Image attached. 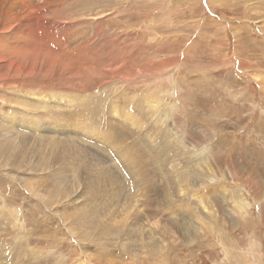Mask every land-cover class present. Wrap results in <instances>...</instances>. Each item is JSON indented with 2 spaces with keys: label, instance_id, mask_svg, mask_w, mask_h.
<instances>
[{
  "label": "rangeland",
  "instance_id": "rangeland-1",
  "mask_svg": "<svg viewBox=\"0 0 264 264\" xmlns=\"http://www.w3.org/2000/svg\"><path fill=\"white\" fill-rule=\"evenodd\" d=\"M4 1L0 4L12 15V3ZM60 1L52 0L49 6L56 8L47 18H41L40 11L47 12L41 6L35 19L48 23L52 15L64 19L70 13L65 22L55 20L68 28L58 26L59 40L97 45L92 57H100L107 73L94 75L92 82L103 79L96 86L73 89L49 74L0 78V139L58 141L53 152L38 149L34 170L0 163V264H264V0ZM3 26L1 74L9 60L24 59L11 49L20 41L16 18ZM78 30L84 31L82 38H73ZM56 38L49 47L59 46ZM64 62L68 69L71 64ZM88 67L100 72L96 63ZM15 110L19 119L10 113ZM69 138L91 139L108 152L117 191L122 184L131 202L137 184H155L148 201L157 220L195 223L202 212L200 198L216 215L208 221L203 217L197 229L162 227L161 256L128 255L117 241L128 236L139 246L137 231L147 228L142 220L148 215L134 218L84 184L76 187L78 194L62 186L54 192L58 173L73 180L83 165H92L94 174L101 170L91 155L71 151L73 144L70 150L61 148ZM125 148L135 159L121 155ZM73 156L79 166L67 168ZM133 162L143 168L144 179L135 175ZM140 193L138 209L144 215L151 210H144ZM81 202L101 213L100 223L109 228L104 242L88 234Z\"/></svg>",
  "mask_w": 264,
  "mask_h": 264
},
{
  "label": "bare ground",
  "instance_id": "bare-ground-1",
  "mask_svg": "<svg viewBox=\"0 0 264 264\" xmlns=\"http://www.w3.org/2000/svg\"><path fill=\"white\" fill-rule=\"evenodd\" d=\"M63 1L64 0L60 1V4L66 3ZM0 2H1V0H0ZM8 2L12 3V7L10 8V9H13L12 15H9L7 13V11H5L6 7L3 4H0V31L6 30V26H3V25H5L6 21H8L11 18H16L17 22L19 23V26H18L19 30L17 31V34L19 36L18 40H20V41L16 42L12 46L11 49H12L13 53H15L17 56L21 55L22 57H24V59L9 60L5 64L6 65L5 66L6 71L3 72L2 74L0 73V78H5L7 76H20V75H25V76H27V75H43V76H47V74H49L50 76H52L50 78L54 77L55 79L61 80L60 82L69 83L70 89L75 88L78 84H86V83H90V85H88L87 87H92V86H96L97 83L103 81V79H102L100 81L97 80L95 82H92L93 78L95 77L94 75L103 77L104 73H107L106 72L107 69H105V70L102 69V67L104 65H103V63L102 64L100 63V57L98 56L97 57L98 59L92 57L91 51L93 49H95L97 45H94L95 46L94 47L93 45H86V44L82 43L78 46H75V45L69 44L68 42H63V41L59 40V38L62 37V35L58 36L59 35V33L57 32V31H59L58 26L60 25L61 30H68V28L66 27V24H64V22L71 18L70 13L67 12L66 17L64 19H61V18H58V17H55L52 15V17H51L52 19H50V22L46 23L45 21L42 22V20L40 22H38V18L35 19V16L40 17V15H41V18L42 17L47 18L49 16V14H51V11L56 8V7H54V5L52 8L49 6L51 4L52 0H41V3L35 2L34 0H6V1H4V3H8ZM54 2H55V0H54ZM79 4H83V0H79L77 2V5H79ZM44 5H45V7L43 8V10L47 11L45 14H43L44 13L43 11H40L41 6H44ZM46 5H48V7H46ZM55 5H56V3H55ZM57 7H58V5H57ZM56 10H59V7ZM39 11H40V15L38 14ZM77 12H78V10H77ZM78 14L79 15L82 14V11H81V13L78 12ZM78 14H76V15H78ZM74 18H75V16H74ZM56 19L57 20L59 19V20L64 21V22L62 24L58 23L57 21H55ZM34 23H36V26L41 30L42 37H40V38H38V35L35 32L36 26H34ZM6 25H8V23ZM3 28H5V29H3ZM16 29H17V25H16ZM53 32H54L55 36L58 37V38H56V37L55 38H56V43L58 42L57 44L59 46L55 47V45L53 46L52 44H50V47L53 49L52 50L49 47V43H51L52 41L55 40V38L53 37V35H54ZM56 32L58 33V35ZM83 32L84 31L78 30L73 35V38H75L77 36L82 38ZM66 35H67V37L69 36L68 34H66ZM63 36H64V34H63ZM74 42H73V44H74ZM90 42H91V40H90ZM54 50L58 51V53ZM73 51L75 52V54L70 53ZM27 53H30V55L28 56ZM96 53L98 54V52H96ZM59 54L65 56V57H62ZM0 60H1V58H0ZM64 61H67L71 64L68 69H66L65 66H67V63ZM93 63H96V66H100V72H98V73L96 72L97 67L96 68H89L88 67L89 65H93ZM105 63L106 62H104V64ZM43 88H45V87L43 86ZM43 91L46 92V90H44V89H43ZM41 95H43V94H41ZM92 100L94 101L95 99H92ZM115 111H117V113L119 112L118 110H115ZM10 113L13 115V117H15V118L17 117L19 119V112L18 111L15 110V111H12ZM65 114H70V112H65ZM55 116H56V114H53V117H55ZM11 117H12L11 115H7V118L9 120L12 119ZM23 133H25V132H23ZM85 134L87 135V136L86 135L85 136L88 137V134L86 132H85ZM5 135H6V133H5ZM24 136L26 137V135H24ZM148 136H150V135H148ZM78 139L77 138H69L68 140H64V141L60 142V147L70 150V144H73L71 151H73V152L84 151L87 154L91 155L90 159L92 161H94L95 164L100 166L101 170L97 174H94V173H92V165H90V164L89 165H83L82 168H80L79 170L76 171V173L74 174L73 180H71L73 175L70 178H65L63 175H60L59 173L58 174L54 173V174L58 175L56 177L55 176L53 177L54 181H55V185L57 186V187L55 186L54 192L58 191L60 189L59 187L62 186L64 192L67 193L70 190V191H74V193H76L77 192L76 187L78 188L80 185L84 184V185H87L85 187L88 190H90V188H94V192H95V190L97 192L99 191L101 193L102 197L104 198V200L105 199H109V200L112 199L113 204H115V202L119 203L120 206L123 208V210L128 212L134 218H139L140 216H141V218H144V216L148 215L144 220H142V224L147 225V228L144 227L145 232H144L143 228H139L137 231L138 234L142 236L139 246H137V247L133 246L130 243V239L128 236L123 238V240H121V241H117L120 243V247L123 248L125 250L124 252L127 253L128 255H131L132 257H137V258L142 257V255L145 257L146 256L147 257L161 256L162 251L159 249V245L164 242V237H160V236H158V234L159 235L163 234L162 229H161L162 227L164 228L167 225V227L169 229H176V228H181L184 224H187L190 228L197 229V228H199L200 225H202L205 222L204 218L206 221H208L211 217L216 215L217 212H214L213 210H210L203 205V202H205L207 200L201 201V198H200L199 202L201 203V206H202L201 207L202 212H199L198 216L194 218V220H196L195 223L192 222L191 224L190 223L188 224L184 220H183V222L182 221L178 222V220L176 221L174 219H170V217H168L170 220L167 222H164V220L162 222V221H160V219L157 220V218L155 217L156 213H154V211H153L154 207H152L153 203L151 204L148 201V199L154 194V190H155L154 188H156V187H154L155 184L151 185L150 182H142L140 186H139V184H137L135 186V190L133 189L135 191L134 196L136 197V199L134 198L133 202H131L128 194L123 190L121 183H120L121 185L119 187V193L117 191V186L115 183L116 179L113 177V172H114L113 168H112V166L108 165V164L113 165L114 159L108 155V152L106 150L103 153L100 150V148H98L95 144H92L89 142V141H93V140L88 139V141H86V140H82V139L78 140ZM57 142H58L57 139L53 140L52 138H48V136L47 137L42 136V137H39L35 140H33V139L30 140V138L28 139V138H24V137L13 138V136H12V138H11V136H6L5 138L0 139V163L10 165L14 168L28 167V168H31L34 170L37 166L36 157L38 156V149H40L41 146H43V147H46L50 151L53 152V150H54L53 147L57 146ZM93 142H95V141H93ZM80 145L89 146L86 148V150L93 148L95 153L92 154L91 152H88L86 150H82L80 148ZM113 145H116V143L110 144L108 146L112 147ZM90 146H92V147H90ZM116 152L118 153V151L115 150L113 154L117 158ZM124 153H125L126 157L129 156L130 159L134 158L133 153L131 154L129 152L128 148H125L123 150V152L121 153V155H123ZM57 157H59L58 153H56L54 155V160H57ZM121 157H124V156H121ZM32 158H35L33 165H32ZM54 160H53V162H54ZM62 160H64V158ZM119 160H120V158H119ZM78 162L79 161L73 156L71 158V160L68 162L69 165L67 166V168L72 169V167L75 166L73 169H76L79 166ZM133 163H134V166L132 168H134L135 170L138 171L137 172L138 174L135 173V175L138 176L140 179H144L146 174L144 173L143 168L141 166L138 167L137 165H135V162H133ZM104 164H105V166L101 167ZM40 169L42 170V168H40ZM68 170H70V169H68ZM178 176H179V174H178ZM103 180L107 184L103 183ZM127 181L128 180H126V183H128ZM70 183H72V184L69 185ZM131 184H132V181H131ZM149 185L152 186L151 191H150V193L146 194V192L149 191V189H150ZM132 186H133V184L130 187H132ZM137 187L142 188L141 193L136 190V189H138ZM92 191H93V189H92ZM115 192L117 194H115ZM84 193L86 194V191ZM138 193H140V196L143 195V198H146V199H144V204L142 205L144 210H146L147 207H148L147 210H151L150 212L147 211V213H144V215L140 212V209H138V207L141 208V206H140L141 203L139 204L137 202L139 199ZM77 194H78V192H77ZM119 195H120V197H119ZM87 196H89V195H87ZM82 200L83 199L81 198V201ZM88 203H89V201H88ZM99 203H101V202H99ZM102 204L103 205H101L100 207L103 210H105L106 207L104 206V203H102ZM132 208H136V211L132 212ZM95 209L96 208L93 207L92 205L81 202L79 210L81 211V215L83 214L84 217L85 216L87 217L86 220H87L88 226L90 228V233H88V234L91 235L93 237V239L101 240L102 242H104L105 232L107 234L109 231V228L108 227L104 228V226L100 223V220H102L103 218L100 217L101 213L97 214L95 212ZM101 210H99V211L102 212ZM11 214L15 215L13 212H11ZM166 220H168V219H166ZM180 220H182V219H180ZM145 221H147V222L145 223ZM210 226L211 225H209V228H210ZM72 232H74V231H72ZM152 233H155L157 237H151L150 235L148 236V234H152ZM85 234L87 235V233L82 232V236H85ZM174 236H176V235H174ZM146 241H151V242L147 245H144V243ZM102 242L98 241V243H100V244ZM6 248H7V246H6ZM150 248H152V250H150ZM139 253H140V256H138Z\"/></svg>",
  "mask_w": 264,
  "mask_h": 264
}]
</instances>
